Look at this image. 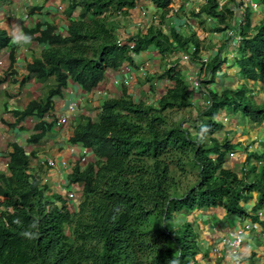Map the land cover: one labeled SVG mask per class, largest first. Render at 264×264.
<instances>
[{"label":"trees","instance_id":"1","mask_svg":"<svg viewBox=\"0 0 264 264\" xmlns=\"http://www.w3.org/2000/svg\"><path fill=\"white\" fill-rule=\"evenodd\" d=\"M141 1L70 0L65 10L66 34L48 22L22 28L30 42L43 47L41 56L27 65L22 83L34 77L52 78L54 83L49 84L45 98L13 111L16 123L32 116L39 120L27 140L28 148L8 144L7 168L0 173V264H146L143 257L152 255L147 264L173 260L204 264L206 252L199 245L198 229L184 214L220 207L229 217L259 222L257 213L264 211V153H249L246 162L255 158L256 164L239 174L228 163L239 142L227 136L220 139L218 134L225 129L226 115L239 114L254 125L264 122V100L256 97L249 84L264 87V12L255 21L246 0L223 4L202 0L199 10L188 15L197 19L203 32H231L228 37L222 35L216 54L204 61V40L194 28L182 32L171 26L169 33L163 29L174 0H145L157 8L160 22L122 41L112 17L118 11L126 15ZM259 4L264 5V0ZM185 10L181 5L175 14ZM232 43L234 49H230ZM6 48H10L12 68L15 47L8 32L0 28V50ZM154 50L162 69L147 74L142 83L156 92L155 82L165 81L159 100L135 98L122 85L120 95L102 102L95 119L80 116L69 143L88 148L92 159L84 166L76 163L67 180L69 186L82 187L83 200L70 204L63 195L51 194L48 184L42 183V168H31V158L36 154L33 147L53 128L54 123L45 117L53 113L55 99L64 95L71 81L89 93L105 81L108 71L117 72L123 66L137 70L134 57ZM178 52L191 63H200L197 94L205 101L201 108L193 102L194 92L179 68L180 58L172 59ZM229 58L247 85L221 91L209 88L220 85L217 74ZM185 108H194L196 118L172 120L173 111ZM188 121L191 127H186ZM192 172L196 181L182 185L181 174L189 178ZM156 214L161 228L150 237L147 226ZM17 218L20 224L13 222ZM33 221L37 228L31 231L38 235L23 237L21 232Z\"/></svg>","mask_w":264,"mask_h":264},{"label":"crops","instance_id":"2","mask_svg":"<svg viewBox=\"0 0 264 264\" xmlns=\"http://www.w3.org/2000/svg\"><path fill=\"white\" fill-rule=\"evenodd\" d=\"M69 1L70 0H0V28L5 29L9 36H11L12 46L15 47V56H17L16 62L13 64V67L10 68V58L7 50H0V173L5 172L7 168L6 157L8 150H10L8 149V144L17 142L28 148L30 145L27 140L33 133L34 125L38 121L36 116H32L27 118L26 121L16 123L13 111L23 110L31 100L43 98L46 94L43 90H46L48 82H50V79H48L46 81V86H39L34 77L22 83L24 76L28 73L27 65L35 58L40 57L43 50L42 46L35 45L33 42H25L22 28L26 26L31 27L38 22L46 21L56 25L59 33L66 34L69 21L65 10ZM186 3L188 4L189 2H182L178 8H175V10H172L168 14V20L165 25H163V29L166 33H169L166 27L170 31L171 26H181V23L184 20L186 21V16L175 14L181 5H185L186 9ZM78 14L79 12L77 11L74 16H78ZM173 19H175V21H173ZM116 20L119 22V26L122 27L118 30L121 39H127L131 35L141 31L146 32L150 26H156V24L160 22L157 8L145 0L138 3L135 8L130 9L126 15L117 17ZM192 21L197 23L194 19ZM174 22L176 25H173ZM212 22V20L208 19L210 25ZM180 28L182 31V27ZM150 54L151 52H144L134 57L136 63L139 65V70L130 69V74L132 73V83L128 88L133 87V85L136 86L134 87L135 91H133L135 98L137 96L135 94L137 89L139 92H141L139 89L147 91L145 92V96H149L150 100L153 95V93L149 92L150 89L149 86H147L148 84L142 83L146 76L144 77L140 71L141 68L148 67L146 65L147 61L148 65L152 63V60L160 64L161 57L157 52L154 50L151 54L152 57ZM121 73L124 74L123 71H121ZM150 74L153 75L155 73L150 71ZM121 77L122 74L119 75L118 71L112 74L108 73L104 83L100 85L102 90L106 91L109 94L108 96H115V94L119 92L118 88H120L116 80H120ZM106 81H108L107 84ZM113 83H115L116 86H114ZM137 83H139V86ZM155 86L158 87L156 94L157 92L159 94L160 92L158 90L161 86H159L158 83H156ZM141 93L139 96L142 95ZM104 98L105 96H100L97 93L84 92L77 84L71 81L64 95L55 99L54 114L65 112L71 118L66 126H56L43 137L40 144L41 151L37 153V155L41 157H52L57 163L55 167L40 169L42 177L49 178L48 183L52 193L62 192L60 190L65 183V169L60 165H62V162H71L80 150V147H74L75 152L72 153V147L70 143H68V139L72 126L77 124L80 116L86 115L84 114V104L86 103L88 108H97ZM140 98H142V96H140ZM73 100H79L80 108H78L74 114H69L67 112V106L69 103L73 102ZM257 143L258 142H255L254 145H257ZM243 147H245V145ZM248 154L249 153L244 152L241 154L243 157L241 156L240 158L239 154L236 153L230 161V163L233 162L234 165L230 164V167L239 166L241 170L245 167L248 169L250 162H246V158H244L247 157ZM238 157L240 159H238ZM238 161H244L243 163L245 164L242 162L238 163ZM258 213L261 214L259 217L258 229L250 230L245 233L246 238L240 248V264H264V211H259ZM193 216L195 217L192 221H194L195 226L197 225L196 227L199 234L201 233L199 235V243H201L202 249L203 246L205 247L206 245L203 250L206 252L204 260L206 262H204V264H236L233 258L227 253L226 248L222 247L221 240L230 230H239L245 222H249L251 219L229 217L226 215L225 210L220 207L202 208L193 212ZM215 244L219 245V250L221 252L216 254V256L220 259L217 263H212L213 260L209 257L211 255L208 256V254L210 252L212 253V248Z\"/></svg>","mask_w":264,"mask_h":264},{"label":"rangeland","instance_id":"3","mask_svg":"<svg viewBox=\"0 0 264 264\" xmlns=\"http://www.w3.org/2000/svg\"><path fill=\"white\" fill-rule=\"evenodd\" d=\"M220 1L222 3L225 0H220ZM187 2H189V3L188 4L186 3V10L178 13L180 16H187V13L190 12L192 9L198 10L200 7V1L187 0ZM180 4H182V2L180 0L179 1L174 0L171 7L173 6V9L175 10V8H178V6ZM252 12H253V14H255L254 20L255 21L259 20L262 16L263 12H264V5H262V4L259 5V9L255 10V11L252 10ZM116 18H115V20H116ZM173 21H175V19H173ZM173 25H176L175 22L173 23ZM211 25L214 26L215 22H212ZM174 27L180 31H181L180 27H182V32H187V30H189V28H190V30L192 28H194L197 31L199 37L204 40L205 50H203V52L201 53V56H202V58L205 57L207 59H211L213 57V55L216 54V52H217L216 46H218L220 44L221 37L223 38V36H224V38H225V37H228L231 35L230 31H227L223 34L203 32V28L201 27V25H199L198 21H197V23L196 22L194 23L192 20H190L189 22L186 21V26L182 25V26H177V27L174 26ZM116 28L118 30H120L122 28L119 26V22L117 20H116ZM166 29L169 32V29L167 27H166ZM34 44L36 45V43H34ZM230 49H234V46H231ZM152 53L153 52L151 51V54ZM151 54H150V56H151ZM174 58H180V60H181L180 64L181 65L179 66V68L182 70V72L184 73V75L188 79L190 78V75L193 77L196 74V72H197L196 75L199 74L200 80L202 79V77H201L202 75H200V73L198 72V69H200V67H199L200 63H198V64L191 63L190 59H188V57L185 54H183L182 52H178L172 59H174ZM232 62H233V59L229 58L228 64L223 65L222 69L218 72L217 82H219L220 85L218 87L211 85L209 88H213V90L221 91L223 89V87L236 89L238 86H240L243 83L247 85V83L242 78V76L239 75L237 66L236 67L230 66L232 64ZM146 65L148 67H143V69L141 71V73L144 77L146 76L147 73L150 74V71H152L153 73H158L161 70L160 64L156 61L154 62V60H152V63L151 64L149 63V65H148V61H147ZM106 78H107V76H106ZM35 80L37 81V85H39V86H46L47 85L46 84L47 80H41V79H35ZM107 82L108 81H106V84H107ZM157 82H158L159 86H161V88H159L158 91L161 92V90H162L163 86H165L166 82L165 81H157ZM53 83H54L53 79L50 78V82H48L46 90L44 89L43 92L47 93V88H48L49 84L53 85ZM249 84L251 87L254 86V91H255L256 97L261 101L264 100V87L262 85L254 84L253 82H250ZM137 85L139 86V83H137ZM147 86H149V85H147ZM134 87H136V86L133 85V87L128 88L130 93H133V91H135ZM118 89L120 90V88H118ZM139 90L142 93L139 92L137 89L135 94L138 97L136 96V98H140V96L146 97L145 92H147V91H145L144 89L143 90L139 89ZM149 91H152V90H149ZM140 93L142 95L139 96ZM151 93H153V95L151 97V101L157 102L159 100L158 92H157V94H156V92H153V91ZM197 93L198 92L195 91L194 95H192L193 96L192 98L194 100L193 102L197 103L196 105L200 104V108H201L203 106V104H205V101H204V98L201 97L200 93L199 94H197ZM199 95H200V97H199ZM45 96H46V94L43 96V98H45ZM83 108H85L84 114H89L90 113L89 111L93 112L96 107L88 108L87 104L85 103ZM198 109H199V107H198ZM228 111L229 110H225L224 113L228 114L229 113ZM92 114H94V112ZM196 115H197V113L194 110V108H189V109L185 108V109L173 111L171 114V118L174 121H177L180 119H185V120L190 121V120L196 118ZM236 115L237 116H230L231 117L230 120H229V117H227L228 120L223 121L225 124V129H224V131H222L218 134L219 138L222 139L223 136H227L232 141H235V143H237V141H238L239 144L235 146V150L237 151V154H239L240 158L242 156L241 154H243L244 152H246V153H258V154L264 153V122L261 125L257 126V125L248 123L247 120H244L243 118H241V116H239V114H236ZM189 121H188L189 124H187L185 122L186 127L191 124ZM190 127H191V125H190ZM69 131H70V129H69ZM192 131H194V130H192ZM256 141H259V142L257 143V145H254V143ZM243 143H244L245 147H243L244 146ZM40 151H41V148H37L36 153L40 152ZM36 157H37V155H36ZM33 158H35V157H32V162H33ZM240 158L238 157V159H240ZM244 158H246V157H244ZM241 162L243 163L244 161H238V163H241ZM255 163H256V160H255V158H253L250 161V166H252V164H255ZM243 164H245V163H243ZM231 165H234V163L231 162ZM232 168L237 170V172L242 173L241 167L233 166ZM193 172H195V171H193ZM193 172L189 176V178H186L185 176H183V174H181V180L183 182L182 185L192 184L194 181H196L197 178ZM178 174H180V173L178 172ZM184 187L185 186H183L182 188H184ZM71 188L73 189L72 191H74L77 194V198L73 199V203L78 204L79 202H81L83 200L82 188L79 185L71 186ZM65 191H66V189H65ZM184 215L183 216H184L185 220H187V221L194 220L195 216H193V214H184ZM160 228H161V218H160V216H158V214H156L152 217L149 225L147 226V230L150 233V237H155L156 234L160 231ZM198 234H199V232H198ZM243 238L245 240V238H246L245 233H243ZM199 245H200V247H202L201 243H199ZM215 246H217V245L215 244ZM205 247H206V245H205ZM205 247L203 246L202 250H204ZM209 255H211L213 257H211ZM208 256L210 257V259L213 260L212 263H217L220 259L216 256V254H213L211 252L208 254ZM198 257L201 260L203 259L202 256H198ZM153 258H154V255L148 256L147 259H146V257H143V261L147 264V262H152ZM204 262H206V261H204Z\"/></svg>","mask_w":264,"mask_h":264},{"label":"clouds","instance_id":"4","mask_svg":"<svg viewBox=\"0 0 264 264\" xmlns=\"http://www.w3.org/2000/svg\"><path fill=\"white\" fill-rule=\"evenodd\" d=\"M196 1H200V3H201V5H202V0H196ZM225 1H227V0H225ZM224 1V2H225ZM183 2V1H182ZM246 2V4L248 5V6H250V8L252 9V10H257V9H259V0H246L245 1ZM251 2H255V3H257V5H258V7L256 8V9H254L252 6H251ZM221 4H223V2L221 3ZM201 5H200V7H201ZM199 7V8H200ZM220 8H221V6H220ZM240 10H237L238 12H239V14H240V12L242 11V9L241 8H239ZM174 10V9H173ZM192 10H195V9H192ZM199 10V9H198ZM198 10H195V11H198ZM119 16H122V14H121V12L120 11H118V12H115L114 13V16L112 17V19L114 20L116 17H119ZM187 17V19H186V21L187 22H189L190 20H193V19H195V18H193V17H191V16H189V15H187L186 16ZM209 20H211V18H208ZM237 19H240V16H238L237 17ZM196 21H197V19H195ZM186 21L184 20V23L182 24V25H185L186 26ZM114 22H115V27H116V21L114 20ZM41 23H47L46 21L45 22H41ZM37 24V23H36ZM181 25V26H182ZM116 30H117V32H118V29L116 28ZM25 36V35H24ZM118 36L120 37V35H119V32H118ZM120 39H121V37H120ZM24 40H25V42H30V37H24ZM124 40H126V39H122V41H124ZM131 44V43H130ZM133 44V43H132ZM134 45V44H133ZM231 46H234V48H235V46H236V44L234 43H232V45ZM5 50H7V52H8V55H9V53H10V48H6ZM10 58V57H9ZM205 58V57H204ZM206 60H207V58H205ZM160 68L162 69V63H160ZM139 70V69H138ZM121 71L122 70H118V72H119V75H121L122 73H121ZM161 71V70H160ZM159 71V72H160ZM199 72V71H198ZM110 74V73H112L111 71H108L107 72V74ZM114 73V72H113ZM197 73V72H196ZM200 73V72H199ZM107 74H106V76H107ZM184 74V73H183ZM123 76V75H122ZM194 76H196V74L194 75ZM193 76V77H194ZM198 76H199V74H198ZM192 76L190 77V78H193ZM190 78L188 79L187 78V80H188V82H189V84H190V86H191V91L192 92H197V90H194L193 88H192V83H191V81H190ZM120 81H121V79H120ZM104 82H102L101 84H103ZM131 83H132V80H131V82H130V84L129 85H131ZM156 83H158V82H155V85H156ZM76 84V83H75ZM101 84H99L96 88H94L91 92H89V93H97V94H99L100 96H105V98H104V100L106 99V98H108V97H112V96H108L109 94L106 92V91H104V90H102V88H101ZM114 84V86H116L115 85V83H113ZM118 84V83H117ZM124 83H119V86H122ZM254 84H257V85H261V84H259V83H254ZM129 85H126V84H124V86L128 89V86ZM159 85V84H158ZM199 89H200V87H199ZM198 89V90H199ZM120 91L121 90H119V92H117V94H115V96H118V95H120ZM129 91V90H128ZM87 93V92H86ZM103 100V101H104ZM79 100H73V102H76V103H78V106H77V109L78 108H80V103L78 102ZM102 101V102H103ZM70 104V103H69ZM69 104H68V106H69ZM102 104V103H101ZM100 104V105H101ZM68 106H67V112H68ZM99 108H100V106H98L97 108H95V110L93 111L94 112V114H92L93 112L91 111L89 114H86V115H92V117H94V119L96 118V115H97V113L99 112ZM77 109L74 111V112H72L71 114H74L76 111H77ZM54 110H55V107H54ZM62 113H65V112H61V113H59V114H54V111H53V113L52 114H49L48 116H46L45 117V120L46 121H48V122H50V121H52L53 123H54V125H53V128H55L57 125H56V123H57V119H58V117H59V115L60 114H62ZM67 114V113H66ZM82 116H84V115H82ZM240 116V115H239ZM228 116L226 115V117H224L223 118V121H226V120H228V118H227ZM71 117L69 116V118H68V121H69V119H70ZM230 118L231 117H229V120H230ZM79 119V118H78ZM37 120H39V119H37ZM68 121H67V123H66V125L68 124ZM38 122V121H37ZM36 122V123H37ZM66 125H64V126H66ZM258 126V125H257ZM58 127V126H57ZM59 127H63V126H59ZM52 128V129H53ZM51 131V130H50ZM49 131V132H50ZM256 142H259V141H256ZM68 143H69V139H68ZM40 144H41V141H40V143L38 144V145H36V146H34L33 148L34 149H36V151H37V148H40ZM70 145H71V150L73 149V152L72 153H74L75 152V149H74V147H80V150H79V152H78V154H76V156L72 159V161L71 162H69V163H66V162H62V165H60L62 168H64L65 169V176H64V179H65V183L63 184V186H62V188H61V190L60 191H62V192H59V193H55V194H61V195H63L69 202H70V204H74L73 203V199H69L68 198V196H67V194H68V192H70V191H72L73 189L71 188V186H69L68 185V180H67V177H68V175L70 174V172L72 171V168H73V166L76 164V163H80L81 164V162H80V160H78L77 159V156L78 155H80L81 154V152L85 149H87V154H88V158H89V160L87 161V163L92 159V155H91V152L89 151V149L88 148H85V147H83L82 145H79V144H71L70 143ZM38 153V152H37ZM37 153L35 154V156H33V157H35V158H33V162H32V158H31V168H34V169H38V168H52V167H55L56 166V161L52 158V157H41V156H38L37 155ZM237 153V151L236 152H231L230 153V157H229V166H230V161H231V158L235 155ZM231 154H233V156H231ZM36 155H37V157H36ZM47 159H51L53 162H54V165H45V164H42V162L44 161V160H47ZM87 163H85V164H83V166L84 165H86ZM256 164V163H255ZM7 165V164H6ZM82 165V164H81ZM250 166V165H249ZM249 166H248V169H249ZM246 169V167L245 168H242V170L241 171H243V170H245ZM247 170V169H246ZM239 173V172H238ZM239 174H241V173H239ZM42 176V175H41ZM46 179V180H45ZM49 178L48 177H42V183L43 184H48V186H49ZM69 186V187H68ZM74 186V185H73ZM50 188V187H49ZM69 188V189H68ZM82 188V187H81ZM65 189H66V191H65ZM50 190H51V188H50ZM72 192H74V191H72ZM66 193V194H65ZM75 193V192H74ZM51 194H52V191H51ZM76 198H77V194H76ZM193 214V213H192ZM258 215H259V217H260V215L261 214H259V213H257ZM14 223H17V224H20L21 223V221L17 218L16 220H14L13 221ZM248 222V221H247ZM249 222H253V223H257L258 224V222H254L253 220H251V221H249ZM34 228H37V222L36 221H33L32 223H30L29 225H28V228L27 229H25L24 231H22L21 232V235L23 236V237H25V238H28V239H34V238H36V236L38 235V232H33V231H31V229H34ZM171 264H178V262L177 261H175V260H173L172 262H171Z\"/></svg>","mask_w":264,"mask_h":264},{"label":"built area","instance_id":"5","mask_svg":"<svg viewBox=\"0 0 264 264\" xmlns=\"http://www.w3.org/2000/svg\"><path fill=\"white\" fill-rule=\"evenodd\" d=\"M251 6L256 9L258 7L257 3L255 2H251ZM240 38V37H239ZM130 47H133V44H130ZM204 61H206V59L204 58ZM143 68H141L140 71H142ZM124 74L122 73V77H121V81L118 79L116 80L117 83H124L126 85H129L131 82V75L130 74V69L127 66H123L121 69ZM197 74V73H196ZM190 81L192 83V88L194 90H198L200 87V78L198 75L194 76L193 78H190ZM78 103L76 102H71L68 106V113L71 114L72 112H74L77 109ZM69 115L66 113H62L59 115L58 119H57V123L56 125L59 126H64L66 125L67 121H68ZM71 152H73V149L71 150ZM231 156H233V154H231ZM77 159L80 160L81 164H85L87 163V161L89 160L88 158V154H87V149L83 150L81 152L80 155L77 156ZM42 164L45 165H54V162L51 159H47L44 160L42 162ZM46 180V179H45ZM69 199H75L76 198V193L70 191L67 194ZM256 230L258 229V224L257 223H253V222H245L243 224V226L239 229V230H230L228 232V234L226 236H224L221 240V244L222 247L226 248L227 253L233 258L234 262L236 264H240L241 263V258H240V248L243 244L244 238H243V233H246L247 231L250 230ZM221 251L219 250V245L214 246L212 248V253L214 254H218Z\"/></svg>","mask_w":264,"mask_h":264}]
</instances>
